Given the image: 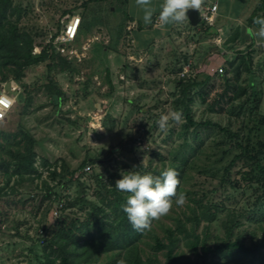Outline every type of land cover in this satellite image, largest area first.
Wrapping results in <instances>:
<instances>
[{"label":"rangeland","instance_id":"374dc122","mask_svg":"<svg viewBox=\"0 0 264 264\" xmlns=\"http://www.w3.org/2000/svg\"><path fill=\"white\" fill-rule=\"evenodd\" d=\"M13 2L25 12L20 26L38 35L34 53L48 43L64 13L73 11L84 23L69 52L62 56L70 67H57L50 73L42 64L27 70L21 91L30 102H15L9 119L0 122V133L14 136L21 126L34 137L36 167L42 175L21 184L14 178L10 187L15 191L9 189L12 193L0 197V264H45V247L52 244L59 229L72 225L82 228V223L92 222L90 214L95 207H102L112 218L108 207L112 195L107 191L120 179L121 171L158 175L175 163L181 167L183 156L187 163L184 171H178L176 191L184 193L185 203H173L168 214L156 220L139 243L144 260L152 257L165 263V251L153 248L155 240H166V229L176 227L175 219L184 218V212L198 205H224L219 220L209 224L212 243L225 238L223 222L228 212L243 215L235 234L245 237L246 245L262 240L264 230L247 221L246 210L248 201L261 194L263 180L258 166L264 165V46L255 34L242 32L247 22L231 29L224 25L223 31H216L202 22L192 26L182 21L159 41L155 40L157 30L164 29H150L143 35H147L149 47L139 50L138 45L146 41L143 37L136 39L138 30L128 22L127 8L121 0ZM258 2L252 0L248 10L252 12ZM150 3L152 8L159 6L155 0ZM88 23L93 25L91 30ZM153 24L145 25L141 20L146 29ZM219 68L224 69L222 74ZM186 69L188 73L183 76ZM49 75L67 95L59 107L51 103L45 89ZM181 79L198 83L208 80L204 87L191 91L194 121L210 122L237 133L238 143L250 152L239 148L216 126L190 128L184 133L186 122L176 104L181 96ZM15 87L17 84L10 81L0 85V91L6 90L16 99ZM240 89L246 94L233 100ZM200 91L204 95H198ZM162 116L164 127L157 123ZM238 156L241 159L226 174ZM248 157L256 158L252 161ZM87 159H93V164L82 167ZM88 166L90 170L85 171ZM227 175L238 181L235 190L220 186ZM5 181L0 172V185ZM44 183L52 189V195ZM69 203L76 205L68 208ZM61 204L57 219L54 212ZM205 227L202 222L197 233L203 235ZM75 236L78 241L90 238L78 230ZM179 252L195 257L185 241ZM109 257L101 255L97 264H106ZM113 258V264H117L123 257Z\"/></svg>","mask_w":264,"mask_h":264},{"label":"trees","instance_id":"16d2710c","mask_svg":"<svg viewBox=\"0 0 264 264\" xmlns=\"http://www.w3.org/2000/svg\"><path fill=\"white\" fill-rule=\"evenodd\" d=\"M95 1L98 0H89L91 3ZM121 1L124 5L125 0ZM84 6L87 5L84 4ZM24 14V9L14 5L13 0H0V85H8L10 81L17 84L16 104L30 102V97L28 98L21 91V81L25 77L27 70L46 64L48 71L52 73L57 67L62 70L71 65L58 52L54 41L42 45L40 47L41 51L34 53L38 35L20 26ZM64 14L65 17L58 22L56 31L52 35L53 39L63 33L64 27L71 17L75 15L73 11H68ZM257 18H264V0H259L258 5L248 18V27L257 29L259 25L254 23ZM127 20L128 22L130 21L128 17ZM83 23L84 19L82 18V25ZM87 26V29L91 30L93 25L88 23ZM231 66L233 67L234 63H231ZM240 67V65L237 66V75L240 74ZM219 76L224 77V75ZM207 82L208 80L202 83H198L195 80L182 81L181 79L178 81L181 88V96L176 104L186 122L184 133L187 134L190 128L216 126L220 131L227 134L230 139L235 140L239 148L250 152L248 147L243 148L238 143L237 133H232L228 129L221 128L210 122L197 123L194 121L191 107L194 97L191 96V91L198 87H204ZM225 85L228 87L229 81L226 80ZM45 89L53 105L59 107L64 100H67V95L54 83L50 75L48 76V83ZM244 94H246V91L240 89L233 100L241 98ZM198 95H204V91L198 92ZM9 117L10 114L5 121ZM18 129V133L14 136L0 133V172L6 179L5 183L0 185V197L8 196L15 191V188L10 187L14 178L17 180V184H21L26 180L33 181V178L42 177L36 167L35 139L23 127L19 126ZM3 135L6 137L3 138ZM196 138H198V135ZM254 158L256 157H248L252 161ZM239 159H241L240 156L231 162L230 167L226 169V174L229 173L231 166ZM93 162V159H87L83 162L82 167L93 164ZM180 162L181 167H176V163L171 167L176 170L177 174L181 168L184 171V164L187 163V158L183 156ZM45 165H47V162H45ZM258 167L262 172L261 174H263V180L259 186L261 194H255L253 201H248L246 218L247 221L261 226L264 230V165L259 164ZM52 174L57 175V172L53 171ZM74 174L75 172L71 173L72 176ZM237 182L232 181L230 175H227L220 186H228L235 190ZM44 185L48 190V194L52 195V189L48 187L47 183H44ZM178 186L179 181L177 188ZM9 189H12V192L8 193ZM107 193L112 195V200L108 204L112 218L109 217V214L102 207H95L90 214L93 217L92 222L82 223V228L72 225L67 229H59L58 233L53 237L52 244L47 243L45 247V264H97L101 255H110L106 264H113V257H123L128 264H161L152 257H146L144 260L139 248V243L144 240L153 228L156 220L151 223L147 230H134L121 210L127 194L118 192L114 187L109 189ZM75 205L74 203H69L68 208H72ZM223 206L220 207L213 203L198 205L191 212H184V218L178 216L175 219L176 227L166 229V240L159 238L155 240L154 250L165 251L166 261L162 264H222V260L233 264H264V234L261 241L252 240L249 246L246 245L245 237L241 236V234H235V229H239L241 226L239 218L243 217L239 213H227V219L223 222L225 238L218 239V241L212 243L209 224L211 225L219 220L221 214L224 213ZM65 209L64 207L63 210ZM202 222L206 223V227L203 230V235H200L197 231ZM188 224H191V226L188 227ZM76 230L82 232L83 235H88L90 238L87 241H78L75 236ZM235 236L237 237L234 239ZM183 241H185L190 252L195 255L194 259L185 255V253L179 252ZM42 242L46 243L48 241L42 239Z\"/></svg>","mask_w":264,"mask_h":264},{"label":"clouds","instance_id":"9594fccd","mask_svg":"<svg viewBox=\"0 0 264 264\" xmlns=\"http://www.w3.org/2000/svg\"><path fill=\"white\" fill-rule=\"evenodd\" d=\"M141 10V20L145 25L153 23V8L150 0H134ZM198 0H162L156 16L161 26L182 22L188 9H195ZM254 23L259 27L255 31L257 42L264 46V18H257ZM177 119L180 114L177 113ZM165 118L158 120V125L164 127ZM178 174L173 168H165L158 175L139 172H120V179L115 181L114 188L127 194L126 201L121 206L127 221L136 231L149 229L151 223L168 214L175 203L182 206L186 197L183 192H177ZM174 198V201H173ZM117 264H126L122 258Z\"/></svg>","mask_w":264,"mask_h":264},{"label":"crops","instance_id":"0c3cea01","mask_svg":"<svg viewBox=\"0 0 264 264\" xmlns=\"http://www.w3.org/2000/svg\"><path fill=\"white\" fill-rule=\"evenodd\" d=\"M155 1H157L159 5L162 2V0H155ZM251 2L252 0H198V6L195 9H198L200 12L204 7H210L213 5H217L218 9H217V21L215 24L216 27L214 26L213 28L216 29V31L219 30L218 28H221L223 31L222 26L224 25L228 27L229 29H231L233 26L237 28L240 25H243L245 24V22H247L248 18L251 16V14L253 13L254 9L257 6L255 5V7L253 8V11L250 12L248 9H250L249 5L251 4ZM124 6L127 8L126 15L130 19L129 21L130 25H132L133 28H137L138 30V32L136 30L137 32L136 39L138 41L139 39L141 40L144 39V41H146L145 44L142 45V43H140L138 45L139 50H144L149 47L148 46L149 40H147L148 38H146L147 35L143 36L144 33L145 34L148 33V30L150 29L154 30L155 28L162 27L164 30H160V31L157 30L159 36L157 39L155 38L156 41H159V40H163L164 37L167 36L179 24L178 22V23H170L168 25L161 26L158 20L156 19V16L159 12V6L158 7L154 6L153 7V13H154L153 17H155V21L153 22L154 26L147 27L146 29V27L144 28L141 25L140 18H141L142 12L134 4V0H125ZM246 11H249V13L246 14ZM184 21L190 24L187 15L185 16L183 23ZM244 28H242L243 29L242 32H245V35L247 36L249 35L247 34L246 30H248L252 35L255 34V31L257 30L254 27H246L245 29Z\"/></svg>","mask_w":264,"mask_h":264},{"label":"built area","instance_id":"2783aa9c","mask_svg":"<svg viewBox=\"0 0 264 264\" xmlns=\"http://www.w3.org/2000/svg\"><path fill=\"white\" fill-rule=\"evenodd\" d=\"M217 5H213L210 7H204L200 13L201 22L208 25V27H213L217 21ZM82 23V18L79 15L71 17L69 22L64 27L63 33L58 36L56 39H53V36H50L48 42L54 41V44L57 46L58 52L63 55L69 52V47L75 41L78 36L79 29ZM219 31V30H218ZM71 53V52H70ZM218 72L222 74L224 72L223 68H219ZM188 73V69L184 72L183 76ZM4 86V85H3ZM14 87V86H13ZM17 88H13L15 91ZM6 90L0 91V122L5 121L12 111L15 99H13L10 95H8ZM90 167H86L85 171H89ZM63 207L61 204L59 208L54 212V217L59 218L60 209Z\"/></svg>","mask_w":264,"mask_h":264},{"label":"water","instance_id":"95a60500","mask_svg":"<svg viewBox=\"0 0 264 264\" xmlns=\"http://www.w3.org/2000/svg\"><path fill=\"white\" fill-rule=\"evenodd\" d=\"M186 15L192 26H198L201 23L200 12L198 9H188Z\"/></svg>","mask_w":264,"mask_h":264}]
</instances>
